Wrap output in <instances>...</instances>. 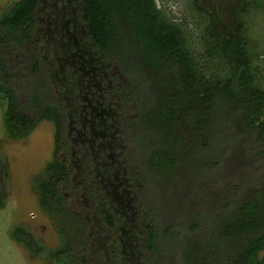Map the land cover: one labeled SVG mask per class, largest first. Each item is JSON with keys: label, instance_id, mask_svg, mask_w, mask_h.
<instances>
[{"label": "trees", "instance_id": "1", "mask_svg": "<svg viewBox=\"0 0 264 264\" xmlns=\"http://www.w3.org/2000/svg\"><path fill=\"white\" fill-rule=\"evenodd\" d=\"M197 1L192 0L194 7L203 11ZM236 1L238 7L228 8L230 24L220 13L208 15L196 56L180 25L162 15L155 0H78L97 65L110 74L117 68L127 80L101 78L104 85L113 80L104 93L119 105L118 132L109 141L120 146L132 205L144 211L135 233L128 232L127 248L115 236L120 220L94 177V162L79 170L72 164L69 109L36 39L41 0H19L0 15L5 132L11 139H25L43 120L55 129L46 178L39 177L35 185L38 206L54 219L62 240L51 254L54 263L264 264V74L255 65L259 56L245 23L252 11L264 12V0ZM135 79L147 87L140 98L133 95ZM132 109L147 136L137 165L125 153L129 128L135 126ZM178 121L192 137L176 131ZM236 149L254 168L210 191L206 185L219 181ZM183 161L191 175L189 207L176 227L160 221L157 200L165 183L179 179ZM249 188L256 192L246 197ZM2 192L0 185V208ZM12 238L33 257L41 254L42 247L22 227L12 231Z\"/></svg>", "mask_w": 264, "mask_h": 264}, {"label": "rangeland", "instance_id": "2", "mask_svg": "<svg viewBox=\"0 0 264 264\" xmlns=\"http://www.w3.org/2000/svg\"><path fill=\"white\" fill-rule=\"evenodd\" d=\"M17 1L19 0H0V15L5 14L10 5ZM75 2L77 1L42 0L38 16L40 27L36 39L40 42L43 63L49 70L58 94L66 100L69 109L68 135L72 142V164L79 170V167L83 168L82 165L85 163L94 162V177L104 189L107 200L114 207L120 220L119 231L115 236L120 235L123 245L127 248V246L130 247V241L127 242L128 232L135 233V228H138L139 224L136 220L143 218L144 211H139L132 205L133 194L128 189L127 170H125L124 161H120V153L117 151L120 146L117 147L115 140L114 145L111 140L109 141V138L116 137L118 132L115 117L119 105L117 101H108L104 93L106 89L113 88V80L111 79L108 85H104L101 78L105 75V78L110 80L116 75L124 82L127 80L117 68H114V72L110 74V71L106 72L103 66L97 65L98 58L94 57L92 50L89 53L81 12L79 5L77 6ZM197 2L203 11H198L192 0H155L156 7L162 15L167 20L180 25L186 36V46L196 56L201 52L200 37L208 15L215 17L220 13L223 23L230 24L231 15L228 8L239 6L236 0H198ZM217 9L219 11H216ZM55 20L58 26L57 33L65 34L64 39L61 40L62 50L57 42V45H52L49 40L51 33L49 30L54 29V26L52 23L50 26L48 24ZM72 20L74 22H71ZM245 23L250 41L259 56L255 65L264 74V12L252 11ZM65 38L71 39L69 42L72 43L80 42L75 51L70 50L73 56L76 53L80 56V49H84V51L82 49L83 66L75 60V57L67 58L69 53L64 47ZM58 39L60 38L56 35V41ZM65 51L67 53H64ZM135 80L133 95L140 98V93L147 90V87L141 83L140 79ZM61 87H63L62 91H60ZM114 97L117 95L115 94ZM133 108L136 109V107ZM129 116L135 121L133 130L138 132V136L129 128L127 141L129 146L125 153L129 161L137 165L143 138L147 137L142 135L146 126L137 118L134 110L129 113ZM176 126L179 134L185 135L186 138L192 137L190 130L180 127V121L176 123ZM54 133L53 123L43 120L27 138H9L2 121L0 100V185L3 190L4 204V207L0 208V264H57L53 262L51 254L62 245V240L57 233L54 219L40 210L35 192L38 178H46L45 167L52 160ZM121 147L125 149V146ZM75 156H78V159ZM187 166L188 163L183 161L178 170L179 179L165 183L160 191L161 201L157 200L159 204L157 206L162 208V212L157 213L160 215V221L166 225L176 226L184 223L183 216L189 207L187 191L191 184L190 169ZM253 168V164L251 167L242 150L236 149L226 160L219 181L215 185L206 186L210 191L218 190L230 180L239 181V175L243 171ZM259 175L262 177V174ZM261 183L264 184V181ZM255 192L254 188H249L245 190L244 196L249 197ZM154 197L156 196L151 191L150 201H153ZM16 227H22L29 232L42 247L38 257H33L22 245L13 240L12 231Z\"/></svg>", "mask_w": 264, "mask_h": 264}, {"label": "flooded vegetation", "instance_id": "3", "mask_svg": "<svg viewBox=\"0 0 264 264\" xmlns=\"http://www.w3.org/2000/svg\"><path fill=\"white\" fill-rule=\"evenodd\" d=\"M77 2H75V4L78 6L79 5V2H78V0H76ZM68 2V1H67ZM41 4H42V0H41ZM41 4H40V6H41ZM65 7H68V6H66V5H64ZM73 10H75V9H73ZM79 11H80V5H79ZM38 14H39V10H38ZM39 16V15H38ZM75 20V19H74ZM74 20H72L71 22H74ZM82 20V19H81ZM51 23L53 24L52 26H54V29H52V30H49V31H51V33H50V37H49V40L52 42V45H57L56 44V42L58 43V45H59V47L61 48V50L63 49V44H62V41L61 40H63L64 39V33L62 32V34L63 35H61V34H58L57 32V28H58V26H57V23H56V20L55 21H51L48 25L50 26L51 25ZM56 35H58L59 36V38L60 39H58V41H56ZM69 40H71V39H68V38H65V44H64V47L66 48V50H68V53L69 54H67V58L68 57H75L76 59L75 60H78V62L80 63V64H82V66H83V64H84V57L82 58V55H83V51H84V49H83V51H82V49H80L81 50V55L80 56H78L77 55V53H76V55L75 56H73L72 54V49L75 51L77 48H78V45L80 44V42H76V41H74L73 43L70 41L69 42ZM72 45H74V46H72ZM87 46H88V50H89V53L91 52V47H90V45L87 43ZM71 49V50H70ZM73 51V52H74ZM58 52H60V51H58ZM77 52V51H76ZM64 53H67V51H65ZM92 53V52H91ZM83 68V67H82ZM73 76V75H72Z\"/></svg>", "mask_w": 264, "mask_h": 264}]
</instances>
